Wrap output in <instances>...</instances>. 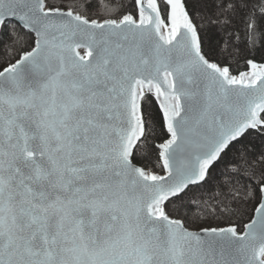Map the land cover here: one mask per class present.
Segmentation results:
<instances>
[{"label":"snow or ice","instance_id":"obj_1","mask_svg":"<svg viewBox=\"0 0 264 264\" xmlns=\"http://www.w3.org/2000/svg\"><path fill=\"white\" fill-rule=\"evenodd\" d=\"M0 264H264V0H0Z\"/></svg>","mask_w":264,"mask_h":264},{"label":"trees","instance_id":"obj_2","mask_svg":"<svg viewBox=\"0 0 264 264\" xmlns=\"http://www.w3.org/2000/svg\"><path fill=\"white\" fill-rule=\"evenodd\" d=\"M51 2H53V3H61V2L68 3V2H72V0H51Z\"/></svg>","mask_w":264,"mask_h":264},{"label":"water","instance_id":"obj_3","mask_svg":"<svg viewBox=\"0 0 264 264\" xmlns=\"http://www.w3.org/2000/svg\"><path fill=\"white\" fill-rule=\"evenodd\" d=\"M79 51H80L81 55H83L85 52V49H80Z\"/></svg>","mask_w":264,"mask_h":264}]
</instances>
